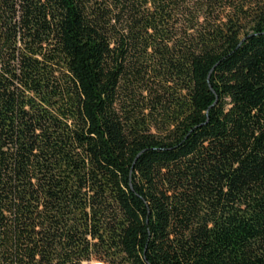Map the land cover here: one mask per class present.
<instances>
[{
    "label": "trees",
    "instance_id": "1",
    "mask_svg": "<svg viewBox=\"0 0 264 264\" xmlns=\"http://www.w3.org/2000/svg\"><path fill=\"white\" fill-rule=\"evenodd\" d=\"M264 264V0H0V264Z\"/></svg>",
    "mask_w": 264,
    "mask_h": 264
},
{
    "label": "built area",
    "instance_id": "2",
    "mask_svg": "<svg viewBox=\"0 0 264 264\" xmlns=\"http://www.w3.org/2000/svg\"><path fill=\"white\" fill-rule=\"evenodd\" d=\"M98 261H88V262H84V264H98Z\"/></svg>",
    "mask_w": 264,
    "mask_h": 264
},
{
    "label": "rangeland",
    "instance_id": "3",
    "mask_svg": "<svg viewBox=\"0 0 264 264\" xmlns=\"http://www.w3.org/2000/svg\"><path fill=\"white\" fill-rule=\"evenodd\" d=\"M100 263V261H98Z\"/></svg>",
    "mask_w": 264,
    "mask_h": 264
},
{
    "label": "bare ground",
    "instance_id": "4",
    "mask_svg": "<svg viewBox=\"0 0 264 264\" xmlns=\"http://www.w3.org/2000/svg\"><path fill=\"white\" fill-rule=\"evenodd\" d=\"M98 264H100V263H98Z\"/></svg>",
    "mask_w": 264,
    "mask_h": 264
}]
</instances>
